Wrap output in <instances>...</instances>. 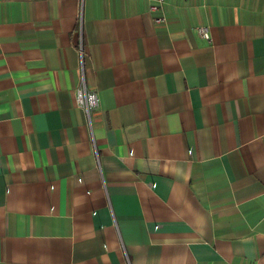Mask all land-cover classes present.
Segmentation results:
<instances>
[{
    "label": "crops",
    "instance_id": "0c3cea01",
    "mask_svg": "<svg viewBox=\"0 0 264 264\" xmlns=\"http://www.w3.org/2000/svg\"><path fill=\"white\" fill-rule=\"evenodd\" d=\"M152 1L0 0V264H264V0Z\"/></svg>",
    "mask_w": 264,
    "mask_h": 264
},
{
    "label": "built area",
    "instance_id": "2783aa9c",
    "mask_svg": "<svg viewBox=\"0 0 264 264\" xmlns=\"http://www.w3.org/2000/svg\"><path fill=\"white\" fill-rule=\"evenodd\" d=\"M162 3V0H153L151 3L148 5V9L150 11L152 10H157L160 8ZM155 22L158 21H163V17H155L154 18ZM196 33L199 35V37L208 40L209 35L208 31L205 26H197L196 27ZM78 50L79 54L81 56V51H80V44L78 45ZM77 83L73 89V102L75 106L79 107L85 116V119L89 123V117L90 113L96 109L98 105V97L92 89L88 88L85 83V78H84V68L81 63V60H79V64L77 67Z\"/></svg>",
    "mask_w": 264,
    "mask_h": 264
}]
</instances>
